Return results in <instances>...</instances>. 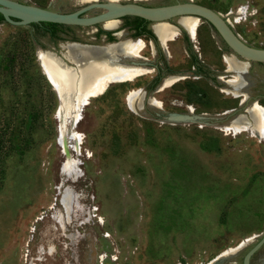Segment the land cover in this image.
<instances>
[{
    "label": "rangeland",
    "instance_id": "obj_1",
    "mask_svg": "<svg viewBox=\"0 0 264 264\" xmlns=\"http://www.w3.org/2000/svg\"><path fill=\"white\" fill-rule=\"evenodd\" d=\"M13 1L71 13L102 0ZM188 1L212 9L244 42L264 49V0L115 2ZM180 18L160 25L186 34ZM199 20L195 49L185 51L180 37L167 43L161 59L169 73L157 85L153 67L144 64L154 62L146 48L137 65L123 64L151 72L89 99L75 128V109L61 117L68 100L61 109L37 53L81 64L66 57V43L101 48L143 40L125 29L133 17L66 26L55 36L31 24L0 23V264H209L216 258L211 264H243L264 234V138L251 136V128L237 135L224 129L250 117L253 102L264 107V63L236 56ZM152 25L146 22L149 30ZM224 58L247 63L243 92L254 90L250 84L259 90L243 107L217 89L232 91L221 82L235 75ZM170 76L182 79L162 88ZM133 90L141 94L131 110L126 96ZM250 264H264V244Z\"/></svg>",
    "mask_w": 264,
    "mask_h": 264
},
{
    "label": "bare ground",
    "instance_id": "obj_2",
    "mask_svg": "<svg viewBox=\"0 0 264 264\" xmlns=\"http://www.w3.org/2000/svg\"><path fill=\"white\" fill-rule=\"evenodd\" d=\"M104 1L115 2L117 0ZM179 24L189 31L192 39H195L197 29L200 26V20L198 18L190 16L181 17ZM154 34L163 43L175 37V33L171 31L170 27L160 24L154 27ZM71 50L73 51L70 52ZM142 50L143 43L139 40L136 42L123 41L116 45H109L101 48H87L77 44H69V52L66 54V57L69 60H83L81 64L75 63L77 65L75 73H72L73 71L60 65L59 59L55 57L52 52H38L37 59L42 68L43 75L59 97L61 109L64 107L65 101L69 100L72 97L71 95H73L74 102L77 103L75 104L77 107L75 108L73 119L78 121V112L81 110V107L87 105L89 99L104 94L110 84L133 82L136 78L144 76L149 72L144 68L129 66L125 63L123 64V60L138 59ZM224 64L228 71H237V73L239 72L240 74L244 73L247 68V63L239 62L233 58H224ZM66 73L67 75L70 73V77L74 82L75 92H72V94L60 89L59 82L65 78ZM239 75L230 81V84L234 87H237L241 82V77ZM176 81L177 79L175 78H169L165 80L164 87H169ZM140 94L141 90H133L126 96L127 104L131 110H133V100L140 96ZM149 103L158 108L161 107L160 102L151 100ZM248 114L250 117H238L233 121L232 126L225 128L224 131L237 135L251 128V136H261L264 138V107L254 102L249 108ZM251 121H253V123ZM228 254L229 250L223 252V254L218 257V260L226 257ZM216 259L209 264L216 262Z\"/></svg>",
    "mask_w": 264,
    "mask_h": 264
},
{
    "label": "water",
    "instance_id": "obj_3",
    "mask_svg": "<svg viewBox=\"0 0 264 264\" xmlns=\"http://www.w3.org/2000/svg\"><path fill=\"white\" fill-rule=\"evenodd\" d=\"M90 12H93L94 14L87 15ZM0 15L5 19V21L11 23L12 25L50 23V24H58L64 26H78V27H94L97 25H104L105 23L110 21H119L124 17H137L143 19L146 22L153 23V25L167 23V21L178 17H186V16L196 17L208 23L212 27V29L216 32V34L222 39L225 45L236 56L244 59L247 62L264 63L263 48H256L250 46L237 35V33L233 30V28L229 25V23L225 21L218 13H216L215 11L204 5L194 3L191 1L176 3L166 6H159V7H147L135 3H118V2H107L102 0L100 2L97 1L89 2L71 13H57L34 5H28L13 0H0ZM174 29H178V28L175 27ZM120 32L121 30H118L114 33V35ZM152 33L154 34L153 31ZM156 39L159 42V44L162 46L159 39L157 37ZM68 44H77L85 47H100L96 45H86L76 42L66 43V45ZM40 52H50V51H40ZM52 53L55 55V57L59 59L60 65H62L66 69H70L71 71H73L72 73H75L77 69L76 64L73 63L72 64L73 66H71L68 64L70 62L66 60L64 61L61 56L57 55L54 52ZM133 61L135 60H129V62H133ZM133 64L137 65L135 64V62H133ZM68 74L69 75H67V73L65 74V78H63L62 81L59 82V85L62 91H66L72 94V92L73 93L75 92L73 85L74 82L70 77V73ZM71 96L72 97L67 101L64 110L61 111L62 112L61 117H63L64 113H67L68 111H72L77 107L75 105L77 103L74 102L73 95ZM83 107H81V109ZM171 117L175 121H192L193 119L188 116H180V115H171ZM78 121L72 119L71 127L75 128ZM263 244H264V234H262L259 241L251 249H249V251L244 255L243 264H250L251 256L259 248H261Z\"/></svg>",
    "mask_w": 264,
    "mask_h": 264
},
{
    "label": "flooded vegetation",
    "instance_id": "obj_4",
    "mask_svg": "<svg viewBox=\"0 0 264 264\" xmlns=\"http://www.w3.org/2000/svg\"><path fill=\"white\" fill-rule=\"evenodd\" d=\"M156 25H159V24H154L151 27V29H152L153 32H154V27ZM167 25H168V27H170L171 31L175 33V37H173V39H171V40H167L166 42H164L165 44L162 41L159 40L161 42V44H162L163 47L159 44V42L157 41V39H154L149 34V32H148L149 28L146 26V23L140 25L139 27L137 25H135L134 28L131 25H127L125 27V29L131 31L133 33V35H136V36L138 35V37H142L143 38V40L139 39V41H141L143 43V50L146 49V48H148V50H151V55L153 56L154 62L153 63H144V64L145 65H151V67H153L152 68V72L155 73V76L152 77V79L156 78V80L153 81L154 84L156 83V81H157V84L159 83L158 82L160 80L159 78L164 73L165 74H168L169 73L168 72L169 67L161 59V56H164V54H166V49H167V43L168 42H174L175 41V38L180 37L179 38V43H181L183 45L185 51H188L190 49H195L196 48V46H193L192 45V42L195 41L196 37H195V39H192L189 31L186 28L182 27L188 34L187 33L185 34L180 29H174L175 27L172 24H167ZM154 36H155V34H154ZM108 45H111V44H108ZM139 59H140V56H139L138 59H134V60L138 61ZM129 60H132V59H128V61ZM144 60H150V59H147L146 58ZM149 62H152V61H149ZM135 67H140V66H135ZM144 69H147V68H144ZM193 69H194V67H193ZM147 70L149 72H151L149 69H147ZM194 70H196V69H194ZM226 70L228 71L227 67H226ZM228 72L235 73V76L230 75V77H231L230 80H225V81H221V82L223 84H225V85L230 86L232 88V90H233L232 91L233 93L230 90H220V88H217L220 92L224 93L227 96L228 95L231 96V98L234 99V100H237V104H238L239 107H243L245 105L246 101L248 100V98L250 97V99H251L252 94L253 95H256L257 94V96H258L259 90L257 89L256 84H250L249 85V86H254V90H252L253 89L252 88L251 90H248L246 92H243L244 88H246V86H248V84H247L248 82L242 76L243 73L240 74L239 72L237 73V71H228ZM238 75L241 77V82H240V84L237 87H234L232 84H230V81L233 80L234 77H236ZM169 78H175V79H177L176 82H178L179 80L182 79L181 77L180 78H176V77L170 76V77L166 78L165 80H167ZM165 80L162 83V88H165L164 87ZM217 80H222V79L217 78ZM157 84H155V85H157ZM149 102H150V100H148V104H150ZM251 105H253V104H251ZM229 112H233V110L232 111H229ZM229 112L224 113V115L227 114V113H229ZM239 117H241V116H239ZM253 137H257L258 138V136H253Z\"/></svg>",
    "mask_w": 264,
    "mask_h": 264
},
{
    "label": "trees",
    "instance_id": "obj_5",
    "mask_svg": "<svg viewBox=\"0 0 264 264\" xmlns=\"http://www.w3.org/2000/svg\"><path fill=\"white\" fill-rule=\"evenodd\" d=\"M124 18H126V17H124ZM133 19H134V23L129 24L133 28L135 27V25H137L139 27L140 25L146 23V21H144L143 19L137 18V17H133ZM3 21H5V19L0 15V23ZM31 25L41 29L43 31V34L48 33V34H50V36H55V34L58 31H60V29L66 27L64 25L50 24V23H38V24H31ZM148 32L154 39H156V37L154 36V34L152 33L151 30H148Z\"/></svg>",
    "mask_w": 264,
    "mask_h": 264
}]
</instances>
